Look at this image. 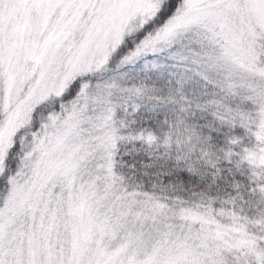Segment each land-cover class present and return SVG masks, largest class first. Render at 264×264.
Segmentation results:
<instances>
[{
  "label": "snow or ice",
  "instance_id": "1",
  "mask_svg": "<svg viewBox=\"0 0 264 264\" xmlns=\"http://www.w3.org/2000/svg\"><path fill=\"white\" fill-rule=\"evenodd\" d=\"M0 264H264V0H0Z\"/></svg>",
  "mask_w": 264,
  "mask_h": 264
}]
</instances>
